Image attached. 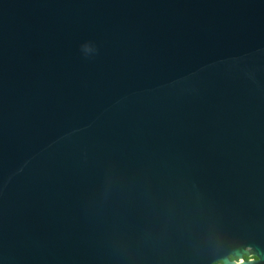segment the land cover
<instances>
[{
  "label": "water",
  "instance_id": "1",
  "mask_svg": "<svg viewBox=\"0 0 264 264\" xmlns=\"http://www.w3.org/2000/svg\"><path fill=\"white\" fill-rule=\"evenodd\" d=\"M216 262L264 264V0H0V264Z\"/></svg>",
  "mask_w": 264,
  "mask_h": 264
},
{
  "label": "flooded vegetation",
  "instance_id": "2",
  "mask_svg": "<svg viewBox=\"0 0 264 264\" xmlns=\"http://www.w3.org/2000/svg\"><path fill=\"white\" fill-rule=\"evenodd\" d=\"M229 259L230 260H236V261L238 260L237 258H234V257H231V256L229 257ZM244 259L246 260L247 258H244ZM217 264H221V263L220 262H217Z\"/></svg>",
  "mask_w": 264,
  "mask_h": 264
},
{
  "label": "trees",
  "instance_id": "3",
  "mask_svg": "<svg viewBox=\"0 0 264 264\" xmlns=\"http://www.w3.org/2000/svg\"><path fill=\"white\" fill-rule=\"evenodd\" d=\"M212 264H217V262L216 263H212Z\"/></svg>",
  "mask_w": 264,
  "mask_h": 264
}]
</instances>
